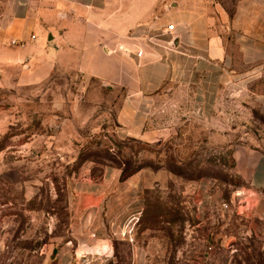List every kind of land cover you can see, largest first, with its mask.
Masks as SVG:
<instances>
[{
	"label": "rangeland",
	"instance_id": "374dc122",
	"mask_svg": "<svg viewBox=\"0 0 264 264\" xmlns=\"http://www.w3.org/2000/svg\"><path fill=\"white\" fill-rule=\"evenodd\" d=\"M83 92L64 77L0 91V264H264V191L231 146L180 116L164 140L122 144L113 105L80 119ZM126 158L149 166L122 181Z\"/></svg>",
	"mask_w": 264,
	"mask_h": 264
},
{
	"label": "crops",
	"instance_id": "0c3cea01",
	"mask_svg": "<svg viewBox=\"0 0 264 264\" xmlns=\"http://www.w3.org/2000/svg\"><path fill=\"white\" fill-rule=\"evenodd\" d=\"M54 77L84 90L80 119L113 105L119 138L155 143L179 116L199 121L264 191V0H0V91L23 99Z\"/></svg>",
	"mask_w": 264,
	"mask_h": 264
},
{
	"label": "trees",
	"instance_id": "16d2710c",
	"mask_svg": "<svg viewBox=\"0 0 264 264\" xmlns=\"http://www.w3.org/2000/svg\"><path fill=\"white\" fill-rule=\"evenodd\" d=\"M128 142L136 143L139 145L149 144V143H146L140 139L133 138V137H128L125 142H122V144H124V143L126 144ZM146 166H149V164L146 162H143V161H141L139 163H133L131 160H129L127 158L122 160L120 180H122V181L126 180L128 177L135 174L137 171H139L140 169H142L143 167H146ZM170 170L176 174L181 173V171L179 169H176L175 167H172Z\"/></svg>",
	"mask_w": 264,
	"mask_h": 264
},
{
	"label": "built area",
	"instance_id": "2783aa9c",
	"mask_svg": "<svg viewBox=\"0 0 264 264\" xmlns=\"http://www.w3.org/2000/svg\"><path fill=\"white\" fill-rule=\"evenodd\" d=\"M171 29H173V25L172 24H170V25L167 26V30H171ZM140 54H141V51L138 50L137 51V55H140Z\"/></svg>",
	"mask_w": 264,
	"mask_h": 264
}]
</instances>
